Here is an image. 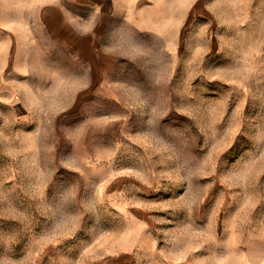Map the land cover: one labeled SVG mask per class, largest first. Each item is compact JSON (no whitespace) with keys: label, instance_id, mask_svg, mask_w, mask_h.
I'll return each mask as SVG.
<instances>
[{"label":"rangeland","instance_id":"374dc122","mask_svg":"<svg viewBox=\"0 0 264 264\" xmlns=\"http://www.w3.org/2000/svg\"><path fill=\"white\" fill-rule=\"evenodd\" d=\"M111 4L0 0V264H264V0Z\"/></svg>","mask_w":264,"mask_h":264},{"label":"crops","instance_id":"0c3cea01","mask_svg":"<svg viewBox=\"0 0 264 264\" xmlns=\"http://www.w3.org/2000/svg\"><path fill=\"white\" fill-rule=\"evenodd\" d=\"M71 3H77L82 6L91 5L93 1V30L98 26L97 25V17L98 16H112V4L111 0H67ZM89 2V3H88ZM92 6V5H91Z\"/></svg>","mask_w":264,"mask_h":264}]
</instances>
